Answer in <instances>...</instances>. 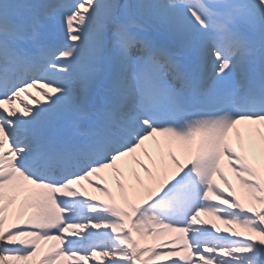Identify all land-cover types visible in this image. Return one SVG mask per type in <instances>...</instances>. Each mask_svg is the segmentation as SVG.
Segmentation results:
<instances>
[{"label": "snow or ice", "instance_id": "6c2138e0", "mask_svg": "<svg viewBox=\"0 0 264 264\" xmlns=\"http://www.w3.org/2000/svg\"><path fill=\"white\" fill-rule=\"evenodd\" d=\"M0 264H264V0H0Z\"/></svg>", "mask_w": 264, "mask_h": 264}, {"label": "bare ground", "instance_id": "6f19581e", "mask_svg": "<svg viewBox=\"0 0 264 264\" xmlns=\"http://www.w3.org/2000/svg\"><path fill=\"white\" fill-rule=\"evenodd\" d=\"M30 92L32 93V95H36V98H35V100L37 99V103H42V102H44V97L42 96V95H40V93L39 92H34V91H31L30 90ZM25 100H26V102H31L28 98H26L25 97ZM34 106V105H33ZM150 149H151V147H150ZM104 175L106 176V178H109V186H110V188H112V190L115 192L116 190H115V187H114V184L112 183V181H111V179H110V173H108V172H106V173H104ZM141 175V177L143 178L144 177V174L143 173H141L140 174ZM226 175H227V177H228V179H229V182L230 183H232L233 184V186L235 187L236 186V181H235V178H234V176L230 173V172H227V170H226ZM128 182H131V180H129ZM217 182L219 183V180L217 179ZM85 187L87 188V185H85ZM221 187H223V185L221 184ZM87 190H88V193L90 194V195H94V196H98L100 193H96V192H94L93 191V189H91V188H87ZM225 191H227V189H225ZM106 198V197H105ZM107 199V198H106ZM118 203H119V201H117ZM19 204L20 203H18V204H16V206L14 207V208H18L19 207ZM202 219H208L207 217H205V216H202L201 217ZM10 221H6V226H7V223H9ZM221 227H223V225H221ZM51 243H53L52 241H49V242H47V244H51Z\"/></svg>", "mask_w": 264, "mask_h": 264}]
</instances>
